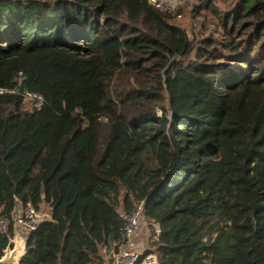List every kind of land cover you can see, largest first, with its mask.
<instances>
[{
    "label": "trees",
    "instance_id": "1",
    "mask_svg": "<svg viewBox=\"0 0 264 264\" xmlns=\"http://www.w3.org/2000/svg\"><path fill=\"white\" fill-rule=\"evenodd\" d=\"M203 8L220 40L147 0H0V90L44 99L0 94V217L51 213L21 264H104L142 202L159 264H264V0Z\"/></svg>",
    "mask_w": 264,
    "mask_h": 264
},
{
    "label": "built area",
    "instance_id": "2",
    "mask_svg": "<svg viewBox=\"0 0 264 264\" xmlns=\"http://www.w3.org/2000/svg\"><path fill=\"white\" fill-rule=\"evenodd\" d=\"M149 4L165 13H176L185 5V0H147ZM23 74L16 77V86L12 90H0V94H22L25 102H29L34 108L40 110L44 104L42 96L22 90ZM51 213L43 214L32 205L20 206L10 217H0V234L14 231V237L20 236L27 239L28 235L35 232L40 223L49 220ZM144 202L135 205L132 212L126 218L124 228V241L118 247V253L112 257L104 258V264H159L157 257L148 252L147 240L151 237L157 240L159 225L152 228L144 221Z\"/></svg>",
    "mask_w": 264,
    "mask_h": 264
},
{
    "label": "rangeland",
    "instance_id": "3",
    "mask_svg": "<svg viewBox=\"0 0 264 264\" xmlns=\"http://www.w3.org/2000/svg\"><path fill=\"white\" fill-rule=\"evenodd\" d=\"M204 2L205 0H185V5L180 10L181 13L179 19L177 20V24L187 30L191 39L196 37L198 40L201 39L206 40L208 38L214 37L220 40L219 33L222 32L221 23L219 20H217L216 16L210 13V11L204 10L203 8ZM219 7H221V9L226 8L223 5H220ZM162 96H163L162 106L168 109L169 108L168 95L164 91L162 93ZM40 212L43 214L50 213L49 208L47 206L42 207ZM102 253L104 255V252Z\"/></svg>",
    "mask_w": 264,
    "mask_h": 264
},
{
    "label": "water",
    "instance_id": "4",
    "mask_svg": "<svg viewBox=\"0 0 264 264\" xmlns=\"http://www.w3.org/2000/svg\"><path fill=\"white\" fill-rule=\"evenodd\" d=\"M27 241V239H23L20 236H15L11 239L4 256L0 260V264H21L26 254ZM115 253H118V248L115 249Z\"/></svg>",
    "mask_w": 264,
    "mask_h": 264
}]
</instances>
